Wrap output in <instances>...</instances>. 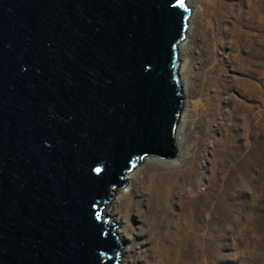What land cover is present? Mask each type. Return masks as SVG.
<instances>
[{"label": "water", "instance_id": "1", "mask_svg": "<svg viewBox=\"0 0 264 264\" xmlns=\"http://www.w3.org/2000/svg\"><path fill=\"white\" fill-rule=\"evenodd\" d=\"M185 0H0V264H120L103 210L174 159Z\"/></svg>", "mask_w": 264, "mask_h": 264}, {"label": "rangeland", "instance_id": "2", "mask_svg": "<svg viewBox=\"0 0 264 264\" xmlns=\"http://www.w3.org/2000/svg\"><path fill=\"white\" fill-rule=\"evenodd\" d=\"M215 1L208 16L198 14L207 0L194 16L190 9L179 59V72L189 73L179 156L145 157L118 190L127 191L124 199L109 208L121 224L120 264H155L158 252L188 264L202 258L196 245L206 247L209 264H264V0L258 10L256 0ZM211 59L221 82L202 118L201 78ZM179 224L184 232H176ZM185 236L195 240L192 251L181 248Z\"/></svg>", "mask_w": 264, "mask_h": 264}, {"label": "bare ground", "instance_id": "3", "mask_svg": "<svg viewBox=\"0 0 264 264\" xmlns=\"http://www.w3.org/2000/svg\"><path fill=\"white\" fill-rule=\"evenodd\" d=\"M186 2V6L189 8V9H192L193 13L192 15L194 16L195 14V9H193V7L197 6L198 7V3H199V0H185ZM262 2V0H256V4L254 5V10H258L259 9V4ZM207 10H205L204 8L202 7H199V11H198V14L200 13V15H211V14H214L217 10V1L215 0H207ZM190 17V16H189ZM188 17V27H187V30H186V35L184 37V39L178 44L177 46V52H178V57L180 59V55L184 53V51L186 50V48L188 47V30H189V26H190V18ZM201 26H203V24H200ZM210 51H212V47H213V43L210 42ZM181 55V56H182ZM213 59V58H212ZM211 59V65L208 67V71L206 73V75L201 78V80L203 81V86H202V90H203V95L206 94L207 98V104L205 105H202L201 107V112L199 113L200 116L203 118V117H207L209 112H210V108H211V103H212V95L210 94L212 88H215V87H219V83L221 82L220 81V73L218 71V68H217V65L212 61ZM179 77H180V81H181V86H182V90H183V87L186 88L187 85L189 84V73L188 72H179ZM188 83V84H187ZM222 84V83H221ZM187 90V89H186ZM206 91V92H205ZM243 93V91H239V94L241 95ZM245 97V95L243 96V98ZM179 121H182V122H188V119L186 118V111H184L183 113H181L180 115V118H179ZM178 121V123H179ZM178 138H177V131H175V135H174V144H175V147L177 149V153L180 154V147H179V142H178ZM177 154L176 158L179 156ZM175 159V158H174ZM167 160H171V159H167ZM133 173L129 174L128 175V180H131V177H132ZM127 191H124V190H121V191H118L114 196H113V200L111 203H107L104 210H103V218H109V221H108V225L110 226L111 224L113 223H116V224H119L117 222V220L112 216V213L110 212L109 208L113 205H115L116 202H118L119 200H123L125 195H126ZM150 216H151V213H149ZM119 227H116L115 230H113V233L117 236V237H120L122 238V235L120 233V228H121V224L118 225ZM176 232L177 233H181V232H184V229L183 227L179 224L177 225L176 227ZM185 238H187L188 240H185ZM185 238L183 237L180 241H182L184 244L183 246L181 247L183 251H187V250H191L192 251V248L194 245V238H190V237H187L185 236ZM190 238V239H189ZM196 247L199 249V252L201 253V256L202 258L200 260H198L197 256L194 255V257L188 262V264H209V261H208V254H207V250H206V247L205 248H202V246L199 245V247L196 245ZM155 264H174L173 261H172V258L171 256H168L166 254H162L161 252H158L155 256ZM178 264V262L176 263ZM181 264V263H180Z\"/></svg>", "mask_w": 264, "mask_h": 264}, {"label": "snow or ice", "instance_id": "4", "mask_svg": "<svg viewBox=\"0 0 264 264\" xmlns=\"http://www.w3.org/2000/svg\"><path fill=\"white\" fill-rule=\"evenodd\" d=\"M181 2H182V0H181Z\"/></svg>", "mask_w": 264, "mask_h": 264}]
</instances>
